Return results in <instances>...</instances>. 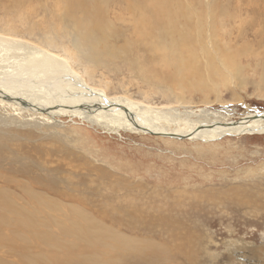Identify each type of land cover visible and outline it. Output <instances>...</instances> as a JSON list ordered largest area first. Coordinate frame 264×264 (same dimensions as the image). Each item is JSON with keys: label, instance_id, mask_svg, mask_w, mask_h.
Masks as SVG:
<instances>
[{"label": "rangeland", "instance_id": "rangeland-1", "mask_svg": "<svg viewBox=\"0 0 264 264\" xmlns=\"http://www.w3.org/2000/svg\"><path fill=\"white\" fill-rule=\"evenodd\" d=\"M13 1L0 0L3 4L0 5L3 6L0 8V12L3 11L0 13V41L19 42L47 51L51 59L32 53L29 69L34 75L58 78L60 72L51 71L56 63L54 59H64L88 86L102 91L107 98H120L178 117L183 125L171 124L167 129H178L180 133L187 128L184 123L188 121L220 120L226 124L239 122L247 115L264 114L262 0H230L231 4L221 0L224 9L232 15L231 19L225 18L226 29L222 28L221 20L217 24L220 27L214 28L211 19L217 16L212 14L214 0H184L190 5L198 2L203 6L197 7L207 21L203 36L217 43L216 48L229 43L231 52L236 55L234 61L224 62L227 70L219 60L203 56L204 63L195 66L200 69L198 72H193L192 67L186 69L184 78L181 74H167L169 86L165 85V68L168 71L171 66H165L162 56L155 60L149 58L148 62L139 61L136 67H128L129 71L123 67L118 73L93 71L77 59L70 39L54 38V28L26 27V22L42 20L43 8L34 17L29 15L30 19L24 14L30 7L17 6ZM52 16L48 19L52 26L60 27V18ZM12 19L17 25H13ZM184 22H178L181 28ZM158 29L163 28L159 25ZM209 42L205 44L212 47ZM210 53L215 56L213 51ZM177 63L173 62L172 67L177 69ZM240 65L245 69L235 68ZM16 114L0 107V131H13L18 127L22 133L34 135L31 140L23 141L20 135H14L24 145L20 154L28 155H9V163L31 172H15V179L24 177L28 183L38 181L30 193L38 202L29 204L28 198L13 184L14 197L2 198L0 209L9 207L10 202L12 208L22 211L20 223H33L31 234L27 232L28 243L33 244L24 245L26 249L22 245L23 252L19 244L12 248L10 243L6 246V242H2L0 263L24 264V258L29 259L31 253L44 262L32 256L34 261L31 258L32 263L25 264H62L63 253L72 246L71 254L106 264L121 256L120 249L108 245L99 250L89 237L99 239L107 228L110 230L108 242L118 244L117 239L123 236L135 241L143 250H148L146 244L149 243L166 249L171 261L165 264H264V133L227 134L209 141L175 140L156 134L133 133L125 128L104 129L70 117H60L54 125L43 122L37 125V121L29 125L25 121L27 127H24L22 118ZM217 125L221 126L213 124ZM16 156L23 159H15ZM2 160L0 157V162ZM42 177L55 180L60 190L79 200L49 193ZM20 196H23L21 201ZM5 213L11 221L6 225H14V221L21 218L16 210ZM9 230L12 226L8 229L0 225V237L7 234L14 237ZM155 255L165 258L162 251Z\"/></svg>", "mask_w": 264, "mask_h": 264}, {"label": "bare ground", "instance_id": "bare-ground-1", "mask_svg": "<svg viewBox=\"0 0 264 264\" xmlns=\"http://www.w3.org/2000/svg\"><path fill=\"white\" fill-rule=\"evenodd\" d=\"M29 1L15 0L13 2H15L17 6L23 7L27 5V7H30H25V10L23 8L24 14H28L25 16L31 15L32 17L33 15L34 17L35 14H38L40 11L39 9L42 8L44 12L42 11L43 17L41 21L26 22V27H36L39 30L43 28H54V38L57 39V37H62L64 39V37H66L70 39L72 42L70 46L75 48L77 59L82 62L84 61L83 63L89 65L93 71L99 69L108 73H118L122 70V67L129 71L128 67H136L139 61L146 60V62H148L149 58L154 57L155 60L158 58L157 56H162L165 58V66H171L168 71L165 68V85L169 86V84H167V74L173 76L181 74L184 78L186 69L192 67L193 72H198L200 69L195 68V66L199 63H204V61H202L203 56L206 58L208 56L212 60H219L224 70H227V66L224 62H232L235 60L234 56L236 54L231 52L229 43L223 47L217 45L218 48H216L217 43H214L212 39L207 40L203 36L207 21L197 10V7H203L198 2L190 5V3H187L188 1L186 2L184 0ZM228 2L229 4L232 3L230 0H228ZM35 3L38 4L36 5ZM119 4L123 7H119ZM0 13H3V11ZM49 14L54 15L55 18L57 16L60 18V22L58 23L60 27L52 26L53 24L48 19L53 16ZM212 14H217V16L211 17L215 29L220 23L222 28L223 26L225 27L227 25H224L227 20H225V18L229 16L231 19L232 17L228 9H224L221 0H214L212 4ZM65 20H70V22H66ZM182 20L185 21L184 26L182 25L183 28H181L179 26L180 23H178ZM219 20H221L220 23H218ZM12 23L13 25H17L16 20L12 19ZM159 25H161L163 29H158ZM226 34L224 35L226 36ZM220 40L219 38V41ZM206 41H210L209 43L212 42V47L205 44ZM209 47L210 50L208 49ZM210 51L215 53L214 57L211 56ZM33 52L41 54L42 57L51 59V55L42 48L27 47L25 44L19 42L5 43L0 41V107L4 110L10 109L12 112L17 113L16 115L22 118L24 127H27L24 124L25 121H27L29 125H33L31 122L35 121L38 122L36 123L37 125H41V122L45 125H54L58 122L57 119L60 117H70L78 118L92 125L102 126L104 129L111 128V130H115V128H117L119 130V128H125L133 133L156 134L162 137H169V135H172L174 138H170L175 140H178V137L192 136L188 139L209 141L227 134L245 135L264 133V116L261 118H253L254 116L252 115H247L239 122L231 121L226 124L220 120L200 121L199 119V121H185L186 123H184V125L187 126V128L182 129V133H180L178 129L169 130L167 127L171 124L181 126L183 125V121L178 117H171L169 113L161 109L147 108L120 98H107L106 94L102 91L88 86L83 81L84 79L71 69L64 59H54L56 63L53 64L54 69L51 71L55 73L60 72L61 74H58V78L49 75H34L32 70L30 71L29 69V63ZM246 52L248 53L250 51L247 50ZM173 62H178L177 69L172 67L174 66ZM42 64L46 65L48 63L42 62ZM235 68L241 71L243 67L240 65V68L236 66ZM261 82L264 83V76H262ZM25 114H28V116ZM29 117H31V119H28ZM213 124H220L221 126H213ZM9 128H11L10 125ZM22 132L23 131L18 129V127L13 131H0V155H2L0 157H3V160L0 162V202L3 197L8 195L9 199L13 198L14 196L11 194V191H15L16 189L22 192L24 198H28L29 204H36V202H38L30 194L33 192V186L36 185L35 182L38 181H36L34 177L33 183L24 181V177L15 179V172L24 174H31V172H26L24 168H15L16 163H9V155H28L20 154V151L23 150L21 148L24 145L20 143L16 138L17 136L14 135H20L19 137L22 141L25 139L31 140L34 135L31 134V132ZM16 157L15 159H23L18 156ZM9 170L11 171V177H9ZM41 180L46 183L45 186L49 193H55L68 200L78 199L60 190L55 180L48 179L47 177H42ZM12 184L16 189H11L13 187H11ZM23 196L18 197L19 201H21L20 198H23ZM50 201L53 200L50 199ZM11 206L9 202V207L0 209V225L4 224L8 226V229L12 226L11 231L13 233L11 234L14 237L11 235L12 238H10L8 234L4 238L0 237V245L2 242H6V246L10 243L12 248L14 245L17 246L16 244H19L21 247L23 245L25 248L24 245L30 240V236L27 237V234H31L33 223H20L22 221V211L12 208ZM2 210L3 213L1 212ZM12 210H16L17 215L21 218L14 221V225H6V223L11 224V221L6 218L5 212H10ZM109 231L110 230L106 228L99 239H96L93 235L89 237L90 241L97 243L96 247L97 249L99 248V250L104 246L109 247L108 245L115 249H120L118 253L121 254V256L108 261L106 264H165L171 261V255L166 249L164 250V248L150 243L146 244L148 250H143L141 246H137L135 241L128 240L127 237L124 238L123 236H119L120 238L117 239L119 241L118 244L108 242L107 234ZM115 234L119 235L116 232ZM38 238L42 241L48 240L47 238ZM32 244L33 242L31 245ZM20 246L19 249H22L23 247L20 248ZM24 248L23 252L26 249ZM7 249L9 250V248ZM73 250L74 248L69 246L67 251L63 253V257L60 260L62 264H105L100 261H90L83 255H73L71 254ZM161 251L165 252V258L155 255ZM30 252L32 251H29V253ZM33 254L36 255L34 252ZM41 255L42 254H40V256ZM30 256V260L26 257L27 259L24 258L25 261H23V263H32L36 257L31 255V253ZM31 258H33L32 261ZM37 261L42 263L44 259L41 258Z\"/></svg>", "mask_w": 264, "mask_h": 264}, {"label": "water", "instance_id": "water-1", "mask_svg": "<svg viewBox=\"0 0 264 264\" xmlns=\"http://www.w3.org/2000/svg\"><path fill=\"white\" fill-rule=\"evenodd\" d=\"M262 116H264V114H261V115H258V116H254L253 118H261ZM165 137H168V136H165ZM170 137H173L174 138V136H172V135H169V137L168 138H170ZM192 136H187V137H178L177 139L178 140H185V139H188V138H191ZM176 138V137H175Z\"/></svg>", "mask_w": 264, "mask_h": 264}]
</instances>
